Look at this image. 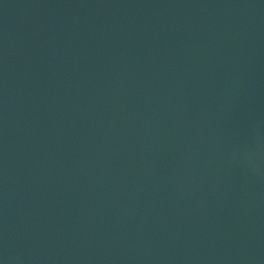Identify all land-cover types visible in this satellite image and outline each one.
Wrapping results in <instances>:
<instances>
[{
	"label": "water",
	"instance_id": "1",
	"mask_svg": "<svg viewBox=\"0 0 264 264\" xmlns=\"http://www.w3.org/2000/svg\"><path fill=\"white\" fill-rule=\"evenodd\" d=\"M0 264H264V0H0Z\"/></svg>",
	"mask_w": 264,
	"mask_h": 264
}]
</instances>
